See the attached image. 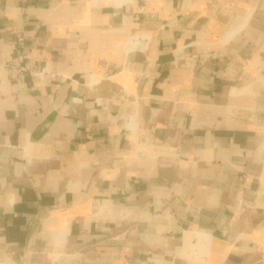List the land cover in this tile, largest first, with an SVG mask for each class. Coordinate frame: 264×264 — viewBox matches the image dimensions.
I'll return each instance as SVG.
<instances>
[{"label": "crops", "instance_id": "0c3cea01", "mask_svg": "<svg viewBox=\"0 0 264 264\" xmlns=\"http://www.w3.org/2000/svg\"><path fill=\"white\" fill-rule=\"evenodd\" d=\"M0 264H264V0H0Z\"/></svg>", "mask_w": 264, "mask_h": 264}, {"label": "water", "instance_id": "95a60500", "mask_svg": "<svg viewBox=\"0 0 264 264\" xmlns=\"http://www.w3.org/2000/svg\"><path fill=\"white\" fill-rule=\"evenodd\" d=\"M148 40L132 39L130 43L125 47V53L128 55L131 51L139 50L145 53L148 50Z\"/></svg>", "mask_w": 264, "mask_h": 264}, {"label": "built area", "instance_id": "2783aa9c", "mask_svg": "<svg viewBox=\"0 0 264 264\" xmlns=\"http://www.w3.org/2000/svg\"><path fill=\"white\" fill-rule=\"evenodd\" d=\"M20 71H23V69H21Z\"/></svg>", "mask_w": 264, "mask_h": 264}]
</instances>
